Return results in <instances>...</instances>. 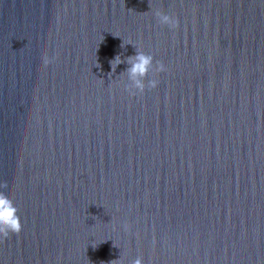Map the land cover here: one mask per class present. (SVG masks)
<instances>
[{"label": "water", "instance_id": "95a60500", "mask_svg": "<svg viewBox=\"0 0 264 264\" xmlns=\"http://www.w3.org/2000/svg\"><path fill=\"white\" fill-rule=\"evenodd\" d=\"M0 193V264H264V0H0Z\"/></svg>", "mask_w": 264, "mask_h": 264}, {"label": "clouds", "instance_id": "9594fccd", "mask_svg": "<svg viewBox=\"0 0 264 264\" xmlns=\"http://www.w3.org/2000/svg\"><path fill=\"white\" fill-rule=\"evenodd\" d=\"M156 16L160 24L168 25L169 27L175 26L176 21L171 15L157 11ZM113 60L116 61L115 68L112 64L113 71L118 65L124 63V60L119 58L118 55H116ZM127 62L129 67L126 69V73L128 80L131 82L128 85V90L133 95H135L137 91L143 93L146 87H157L159 83L157 79L149 80L146 85L145 77H147L150 72L157 73L166 70L163 63H157L154 65L153 57L140 51H136L134 56L128 57ZM44 63H49L47 57L44 58ZM21 230L22 223L18 215V209L6 195L0 193V233H19ZM134 264H141V261L137 259Z\"/></svg>", "mask_w": 264, "mask_h": 264}]
</instances>
